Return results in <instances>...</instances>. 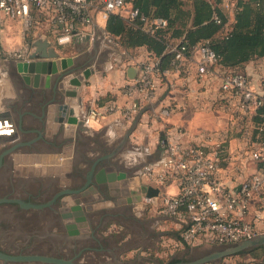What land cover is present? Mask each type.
I'll use <instances>...</instances> for the list:
<instances>
[{
    "label": "crops",
    "instance_id": "crops-1",
    "mask_svg": "<svg viewBox=\"0 0 264 264\" xmlns=\"http://www.w3.org/2000/svg\"><path fill=\"white\" fill-rule=\"evenodd\" d=\"M183 2L191 9L192 0ZM93 20V24L86 27L81 36L74 37L71 43L62 47V51L68 49L69 56H63L55 50L61 59H71L73 62L56 73H50L56 63L54 60L40 59L32 63L34 65L31 68L27 65L29 55L35 50L28 49L27 44L21 49L12 45V42L19 43L22 39L20 27L15 21H7L0 32V196L5 193L8 179L16 182L17 186L29 188L28 184L33 179L23 174V167L27 168L28 162L22 157L49 155L52 150L62 151L60 154L63 156L70 152L66 160L73 165L77 161L76 154L79 155L81 151L87 159L86 165L93 170L95 168L92 181L84 188L79 183L73 186L74 189L68 190L71 186L69 180L63 182L54 178L57 190L67 193L56 202L57 215L42 217L44 227L39 234L40 238L55 248L76 252L70 258L41 256L83 264L77 261L80 254L91 251L103 253L114 260L119 258L116 264H141L149 259L145 255L150 249L144 244L139 245L136 238L154 235H171L170 241L177 248L175 253L184 255L188 252L186 250L200 247H188L178 242V234L184 226L183 219L149 215L148 219L142 220L135 216V212L141 213L140 218L145 216L143 208L136 205L141 192L138 175L144 165L162 160L163 153L157 147V140L166 129L182 126L188 132L187 140L197 143L202 140V134L221 131L230 126V118L225 113L211 108L219 95V80L216 76L204 80L173 78L168 98L184 104L185 109L167 119L152 122L150 126L147 120L152 110L137 115L131 123L124 121L118 114L109 115L91 128L53 123V104L49 101L53 92L59 90L57 85L60 82L64 84L63 90H68L70 87L66 79L89 71L88 78L77 94L81 116L99 98L107 100L112 97L119 103H125L126 100L118 93L119 87L134 77L140 62L151 56L144 47L123 49L117 39L106 33V20L96 10ZM14 52L22 54V58L13 57ZM245 70L253 74L263 73L264 58L248 63ZM61 72L68 74L61 79ZM165 90L166 86L161 85L160 94ZM198 107L200 110L196 109ZM237 146H243L238 134L229 142L231 151ZM256 168L253 164L236 170L222 166L218 178L226 187L234 189L243 177L254 173ZM43 179L47 180L46 177ZM167 190L170 194H176L174 185L168 186ZM76 199H79L82 211L79 215L71 211L76 207ZM2 207L4 209L0 211L4 213L6 207ZM256 215L259 214L252 207L244 218L252 221ZM128 221L133 223V227H129ZM2 222L7 226L6 221ZM258 226L262 228L263 222H258ZM169 228L172 231H165ZM207 248L210 251L214 247ZM202 255H194L191 259ZM249 261L244 262L249 264ZM0 264L8 263L0 261Z\"/></svg>",
    "mask_w": 264,
    "mask_h": 264
},
{
    "label": "built area",
    "instance_id": "built-area-1",
    "mask_svg": "<svg viewBox=\"0 0 264 264\" xmlns=\"http://www.w3.org/2000/svg\"><path fill=\"white\" fill-rule=\"evenodd\" d=\"M238 1L222 0L226 23L218 15L212 16L224 36L230 32ZM95 10L103 20L109 15L120 16L129 25L138 20L142 23L141 29L150 35L167 27V20L145 16L125 0H0V32L7 21H15L22 36L39 35L38 38L65 46L93 24ZM173 52L171 69L161 71L157 60L152 58L140 62L134 77L118 89L125 103L112 97L99 98L80 116L79 122L91 128L109 115L118 114L131 123L140 112L150 108L147 110H152L147 120L150 126L185 109L184 104L168 98L173 78L204 80L216 76L219 95L211 108L225 113L230 118V126L202 134V140L197 143L187 140L188 132L182 126L160 133L157 147L163 153L162 160L144 165L138 175L141 189H156L158 194L147 198L141 191L139 205L154 215L183 219L178 242L184 246L219 247L256 238L264 234V226H258L260 221L264 224V216H259L264 214V171L258 168L264 161V141L252 140L251 118L264 104V72L225 71L209 40H201L191 48L181 42ZM12 56L22 58L20 53L14 52ZM161 85L166 86L164 93L168 88L169 91L153 107L164 94H160ZM239 133L243 146L231 151L229 142ZM250 164L257 167L256 171L243 177L234 189L226 187L218 178L222 166L236 170ZM170 185L175 186L176 194L168 192ZM252 207L259 215L247 221L244 216ZM225 259L222 260L225 262Z\"/></svg>",
    "mask_w": 264,
    "mask_h": 264
},
{
    "label": "trees",
    "instance_id": "trees-1",
    "mask_svg": "<svg viewBox=\"0 0 264 264\" xmlns=\"http://www.w3.org/2000/svg\"><path fill=\"white\" fill-rule=\"evenodd\" d=\"M125 1L145 16L167 20V27L150 35L141 29L142 23L138 20L129 25L122 17L109 15L106 33L117 39L125 50L146 48L150 58L157 60L161 71L171 69L173 48L181 42L191 48L201 40H209L211 49L220 57L219 65L232 73L245 72L248 63L264 58V0H239L227 36L223 35L221 26L212 21L216 14L223 23L227 22L226 13L221 9L222 0H192L191 9L183 0ZM251 122L252 140L264 141V104ZM242 127L244 129V123ZM258 168L264 171V161ZM256 252L261 253L259 262L254 256ZM244 256L250 258L249 264H264V246L234 255ZM175 263L177 261L171 264Z\"/></svg>",
    "mask_w": 264,
    "mask_h": 264
},
{
    "label": "rangeland",
    "instance_id": "rangeland-1",
    "mask_svg": "<svg viewBox=\"0 0 264 264\" xmlns=\"http://www.w3.org/2000/svg\"><path fill=\"white\" fill-rule=\"evenodd\" d=\"M34 38H27L22 36V39L19 43L12 42V45H15L18 47V49H21L25 44H27L28 49L32 48L31 47V42L33 41ZM53 46L54 50L59 51L63 56H69L70 52L68 49L62 51L63 46H58L54 42L51 43ZM38 61L37 59L35 60H27L29 63H35ZM84 112L81 114L83 115ZM239 146L235 147L234 150H237ZM62 151H57V150H52L51 153L49 152V155H44V156H36V155H28L26 157H22L24 160H27V168L23 167V174L26 175L25 177L31 178H45V177H54L58 179L59 181L62 180L63 182L65 180H68L67 175L65 174L68 169H72V164L68 163L66 158L70 155L67 154L66 156L61 155ZM74 154V151H73ZM14 158V157H13ZM20 158V157H18ZM65 158V159H64ZM134 158V157H133ZM137 159V157H135ZM76 160H78V155L76 154ZM138 163V162H137ZM71 166V167H70ZM61 170V171H60ZM68 173V172H67ZM16 185V182H14ZM54 184H57L55 182ZM4 209L3 207H0V210ZM135 216L139 219H146L149 215H154L151 212L144 211L142 218H140L141 213L135 212ZM138 213V214H137ZM148 219V218H147ZM7 223H13L10 219H3ZM0 219V247L3 249L8 250L9 252H17L20 250V247L22 245H26V249L23 253L28 254V255H57L59 257H64V258H70L74 256V252L72 249L68 251H64V249L57 248V249H51V244L48 243L44 238H40L41 235H28V234H17L16 231H11V229L1 222L3 221ZM20 220V219H18ZM129 227H133V223L128 221ZM29 228V227H28ZM10 230V231H9ZM33 230H38L39 232L42 231V229L39 228H33ZM161 231V230H158ZM164 231V230H163ZM165 231H172V228L166 229ZM15 233V234H13ZM62 233V232H60ZM58 233L57 235H59ZM156 233H158L156 231ZM174 233V232H173ZM172 239L171 235H154V236H149V237H144L141 238L140 236L136 238L137 242L139 245L144 244L147 246L150 250L146 252L145 258L149 259L144 261L145 263L148 264H171L172 262L175 261H183V262H189L194 255H200L207 254L209 251L207 247H200V248H194L193 250H186L184 255L182 254H176L175 251L177 248H174V245L170 241ZM157 252V254H156ZM205 253V254H204ZM256 257L257 261L259 262L261 260V253L256 252L254 254ZM245 258H236L233 256V258H227L225 259V262L223 260L217 261L215 263H210V264H245V260L250 259L248 256H244ZM151 259H155L154 262L150 261ZM78 262H81L83 264H116L118 260H114L111 257H108L104 255L103 253H97V252H83L80 254L79 258L77 259ZM142 262L141 264H145ZM11 264V263H8ZM140 264V263H138Z\"/></svg>",
    "mask_w": 264,
    "mask_h": 264
},
{
    "label": "water",
    "instance_id": "water-1",
    "mask_svg": "<svg viewBox=\"0 0 264 264\" xmlns=\"http://www.w3.org/2000/svg\"><path fill=\"white\" fill-rule=\"evenodd\" d=\"M50 42L51 41H48L44 38H38L34 40L31 43V47L35 51L31 55H29L28 59L31 61L35 59L54 60V62L56 63L53 65L50 73H56L57 70L59 69L63 70L65 69L67 65H72L73 62L71 59H61L59 57V54L54 50L53 46L51 45L52 42L51 43ZM28 64L30 68L33 67L34 65L32 63L27 62V65ZM37 66L38 65L36 64V68ZM43 67H46V66H43ZM38 70L39 69H37V72L39 73ZM37 72L36 74H38ZM67 74L61 72V75H59V77L62 79ZM88 76H89V71H84L82 75H77L73 78L66 79L67 85H69L70 87V89L68 90H63L64 84L61 82L60 84L57 85L59 90H56L57 92H53L52 97L49 101L50 103L53 104V118H52L53 123L61 124V125L64 124L66 126L75 125L76 127L81 128L80 127L81 123L78 122L79 111H80V99H78L77 94L79 93L82 84H84V81L88 78ZM71 86L73 88H71ZM168 91H169V88L153 107H157L164 100ZM147 110H150V108L145 109L143 112ZM143 112H140L139 115H141ZM141 191L143 192L142 195H144L147 198L155 197L158 194V191L156 189L147 188V187L142 188ZM66 193H67L66 191L64 192L61 191L59 193V196L61 197L63 194H66ZM139 203H140V199L139 201L136 202V205L138 204L139 206ZM79 204H80L79 199H76L75 200L76 207H73L71 209V211L75 213L76 215L82 214ZM263 246H264V234L259 235L256 238L245 240L239 243L226 245V246L214 247L204 256H200L189 262H182V263H176V264L215 263L224 258L232 257L242 252H246V251H249V250H252L258 247H263ZM0 261H3L4 263L39 262V263H51V264H72V262L70 261L58 260V259L50 258L47 256H39V255L14 256V255L5 254L1 251H0Z\"/></svg>",
    "mask_w": 264,
    "mask_h": 264
},
{
    "label": "flooded vegetation",
    "instance_id": "flooded-vegetation-1",
    "mask_svg": "<svg viewBox=\"0 0 264 264\" xmlns=\"http://www.w3.org/2000/svg\"><path fill=\"white\" fill-rule=\"evenodd\" d=\"M86 161L85 154L79 151L78 160L73 164L72 169L70 168L67 175L69 183L71 184V189L68 188V190L74 189L73 186L79 183L82 186L81 188H84L86 184L92 181L95 168L94 170L91 169V166L86 165ZM46 178L47 180L33 178L28 184L29 188L17 186L13 180L8 179L9 184H7L5 193L0 196V207H6L4 213L0 211V218L10 219L13 223L6 222V225L12 231H16L17 234L21 232L22 234L25 233L33 236L39 235L41 232L33 230V228L42 229L44 227L42 217L57 215L56 202L60 197V192L55 187L54 177ZM25 249L26 245H22L19 251L9 252L0 247L1 252L14 256L25 254L23 253ZM51 249L54 250L57 248L51 246Z\"/></svg>",
    "mask_w": 264,
    "mask_h": 264
},
{
    "label": "bare ground",
    "instance_id": "bare-ground-1",
    "mask_svg": "<svg viewBox=\"0 0 264 264\" xmlns=\"http://www.w3.org/2000/svg\"><path fill=\"white\" fill-rule=\"evenodd\" d=\"M71 88H73L72 86H71ZM73 93V92H72ZM76 94V93H75ZM79 118H80V116L78 117V122H79ZM75 126V125H74ZM73 132V131H72Z\"/></svg>",
    "mask_w": 264,
    "mask_h": 264
}]
</instances>
